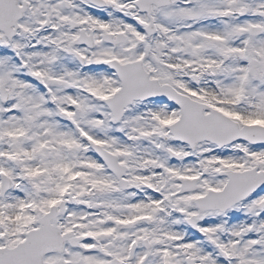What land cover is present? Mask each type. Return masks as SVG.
<instances>
[{"label":"snow or ice","instance_id":"obj_1","mask_svg":"<svg viewBox=\"0 0 264 264\" xmlns=\"http://www.w3.org/2000/svg\"><path fill=\"white\" fill-rule=\"evenodd\" d=\"M0 264H264V0H0Z\"/></svg>","mask_w":264,"mask_h":264}]
</instances>
